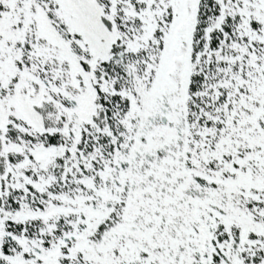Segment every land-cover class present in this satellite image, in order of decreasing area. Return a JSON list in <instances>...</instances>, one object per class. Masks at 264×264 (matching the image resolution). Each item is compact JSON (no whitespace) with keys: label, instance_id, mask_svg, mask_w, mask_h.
<instances>
[{"label":"snow or ice","instance_id":"snow-or-ice-1","mask_svg":"<svg viewBox=\"0 0 264 264\" xmlns=\"http://www.w3.org/2000/svg\"><path fill=\"white\" fill-rule=\"evenodd\" d=\"M0 264H264V0H0Z\"/></svg>","mask_w":264,"mask_h":264}]
</instances>
